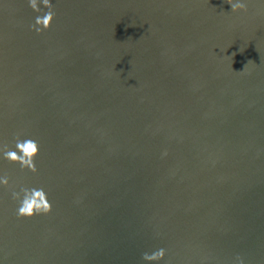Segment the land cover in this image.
Listing matches in <instances>:
<instances>
[{"label": "water", "instance_id": "obj_1", "mask_svg": "<svg viewBox=\"0 0 264 264\" xmlns=\"http://www.w3.org/2000/svg\"><path fill=\"white\" fill-rule=\"evenodd\" d=\"M237 2L51 0L37 32L43 0H0V264H264V0ZM25 186L83 222L66 245L26 234Z\"/></svg>", "mask_w": 264, "mask_h": 264}, {"label": "clouds", "instance_id": "obj_2", "mask_svg": "<svg viewBox=\"0 0 264 264\" xmlns=\"http://www.w3.org/2000/svg\"><path fill=\"white\" fill-rule=\"evenodd\" d=\"M228 3L231 5L232 11L247 10V5L237 2V0H228ZM43 4L47 7V12L38 16L35 24L32 25L37 32H43L50 28L56 16L51 0H43ZM30 6L35 11L42 12L38 0H30ZM15 141V150L9 148L7 144L3 145L4 158L10 162L19 163L21 169L37 173L39 169L36 164V157L40 153L39 142L31 137L22 139L20 134L16 135ZM0 183L5 186L9 185V178L7 176L0 178ZM12 197L18 202L16 210L18 218H31L37 214H49L53 210V204L50 202L48 193L43 187H21L19 191L12 192ZM166 253L167 249L159 248L151 253H143L142 259L146 261H159L166 256ZM235 264H245L243 256L237 254Z\"/></svg>", "mask_w": 264, "mask_h": 264}, {"label": "rangeland", "instance_id": "obj_3", "mask_svg": "<svg viewBox=\"0 0 264 264\" xmlns=\"http://www.w3.org/2000/svg\"><path fill=\"white\" fill-rule=\"evenodd\" d=\"M36 216L41 220L34 222L28 229L25 227L24 229L27 231L26 234L34 235V237L41 236L38 241L42 245L48 241L56 240L54 247L58 248L66 245L65 240L72 236V227L82 226L83 224V222H78V220L72 219L69 216H65L61 213L38 214ZM7 224L8 229H13L16 228L18 223L16 220L11 219ZM17 243L19 242L17 241ZM38 249H43L46 252H52L54 250V248Z\"/></svg>", "mask_w": 264, "mask_h": 264}]
</instances>
